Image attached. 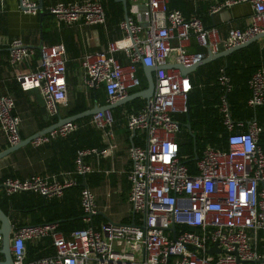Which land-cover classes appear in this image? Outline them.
<instances>
[{
	"label": "built area",
	"instance_id": "built-area-1",
	"mask_svg": "<svg viewBox=\"0 0 264 264\" xmlns=\"http://www.w3.org/2000/svg\"><path fill=\"white\" fill-rule=\"evenodd\" d=\"M5 1L0 0V16ZM168 2L128 0L127 16L117 23L118 36L107 40L102 49L84 51L79 57L76 81L80 90L101 87L104 104H112L138 87V66L154 68L151 96L139 108L121 112L125 129L139 139V144H130L126 150V201L131 223L103 221L92 225L94 194L82 187L78 205L85 226L63 235L54 222L10 223L12 264H264L260 261L264 250V71L256 69L247 81L246 105L263 107L261 123L231 118L225 99L230 88L228 79L222 73L217 76L223 91L215 104L223 128L218 135L221 140L201 148L195 172L190 174L178 156L181 127L177 117L186 113L191 83L188 74L165 67L179 64L188 68L204 58L206 50L214 54L264 32V0L212 4L211 13L243 2L250 6L245 25L229 27L224 35L215 26H204L195 14L185 17L180 10L168 8ZM36 4L35 0H17V8L33 16L39 12ZM45 10L56 27L106 23L102 0H58ZM191 41L203 51H189ZM0 47L6 48L9 66L19 70L13 75L19 90H37L46 118L56 116L66 102L64 44L41 43L35 49L12 36L0 37ZM114 122L112 109H104L85 122L67 121L32 139L29 143L38 147L87 125L108 141L105 149H76L68 171L23 178L7 175L0 182V192L5 196L32 192L61 198L65 189L91 172L84 157L112 153ZM19 125L14 96L0 94V133L7 146L19 141ZM170 225L174 227V239ZM44 241L52 253L27 259L26 243ZM212 245L216 251L207 252ZM1 260L0 255V264Z\"/></svg>",
	"mask_w": 264,
	"mask_h": 264
},
{
	"label": "crops",
	"instance_id": "crops-1",
	"mask_svg": "<svg viewBox=\"0 0 264 264\" xmlns=\"http://www.w3.org/2000/svg\"><path fill=\"white\" fill-rule=\"evenodd\" d=\"M35 1L37 2V0ZM55 1L58 0H41L42 11L47 13L45 7ZM105 1L102 0L103 6ZM169 1L185 17L195 14L204 26L217 27L221 35H224L229 27H243L250 13V6L245 2L226 6L218 12L211 13L209 12V7L223 0ZM38 25V15L33 16L22 12L17 8V0L5 1V11L0 16V37L18 36L26 45L35 46L40 41ZM41 29L44 32V38L41 40L42 43L49 44L61 41L65 46L67 54V93L66 102L63 107H66L67 104L72 102L76 88L81 89L76 81L80 55L84 51L102 49L107 40L118 36V28L109 22L107 16L104 26H89L78 22L70 26L56 27L53 17L47 13L42 17ZM188 50H197V46L193 41L189 43ZM116 57L120 61L124 60L120 54H116ZM172 65L167 64V66ZM199 67H196L188 74L194 78L197 77V68ZM16 71L18 72L19 70L10 67L7 63L6 48L0 47V94L5 92L12 94L14 92L12 82L14 81L13 75ZM71 81L75 84L71 85ZM14 93L12 94L13 96L15 95L14 112L20 118L19 135L23 139L37 131V123L47 120V118L37 90ZM118 107H115V109ZM122 110L124 109L113 111L115 122L112 127L113 138L111 141L114 144L112 153L106 152L105 154L99 153L84 157V162L92 170L85 174L81 181L83 183L85 181L84 187H88L94 194L96 213L91 218L94 216L99 217L93 218L95 223L92 225L94 226L103 221L131 223L132 220V214L126 201L129 187L126 180V172L129 168L126 150L130 144H139V139L136 135L130 134L125 129L123 119L121 118ZM80 128L83 130V133H78L76 136L69 135L66 138L52 140L38 147H33L30 143H27L0 158V182L7 175L23 178L31 174H50L68 171L72 168L73 148L77 145H90L91 148L98 150L106 148L108 138H104L99 131L96 130L95 132L93 128L90 131L87 129L90 127H86L85 125ZM6 147L8 146L0 133V151ZM61 198H58V200ZM14 216L12 214L10 217L12 222L28 223V219L25 216ZM84 224L86 225L85 222Z\"/></svg>",
	"mask_w": 264,
	"mask_h": 264
},
{
	"label": "trees",
	"instance_id": "trees-1",
	"mask_svg": "<svg viewBox=\"0 0 264 264\" xmlns=\"http://www.w3.org/2000/svg\"><path fill=\"white\" fill-rule=\"evenodd\" d=\"M174 6L175 5L171 3V1L168 2V8H175ZM127 7L128 3L126 4V10ZM104 9L109 22L113 25L117 26L118 21L123 19L120 3L114 0H106L104 2ZM41 38H44L42 29ZM263 41L264 39L253 41L231 52L225 57L214 59L200 66L197 68L198 76L195 78L188 74L191 83V90L187 94L188 122L190 131L194 137V148L197 155H199L201 148L205 144L216 145L221 140L218 135H221L223 128L219 120V115L215 109V104L219 96L223 93L221 87L217 83V76L220 73L227 77L230 86L229 91L225 94V99L231 118L243 122L255 119L258 123L262 120L263 107L251 108L246 105V99L249 94L247 81L250 75L256 69H262L264 71ZM197 50L203 51V49L199 47H197ZM136 77L138 78L139 85L130 90L129 93L145 87V77L140 66L136 69ZM12 83L14 92H22L19 90L15 81ZM73 84L75 83L71 81V85ZM81 91L83 90L75 91L72 102L67 104L62 115H60L61 108L58 110V114L53 118L38 122L37 129L40 130L52 124L56 121L58 116H71L91 107L93 103L102 105L105 103V94L101 87L88 89L83 92ZM14 92H12V94H15ZM143 103V99L137 98L122 104L116 109H112V113L114 110L118 111L120 109H125L127 111L131 109L135 110ZM113 116H115L114 113ZM88 117L89 116L75 121L85 122ZM177 118L180 122L181 130L184 132V138L179 140L178 143V156L180 162L187 168L188 172L193 174L195 172V160H193L192 151L193 143L191 136L187 133L186 129L181 126L182 123L185 122V114H180ZM85 126L89 127L87 125ZM87 129L90 131L93 130L91 127ZM94 131L96 132V130ZM78 133H83V130L79 128L71 133L70 136H76ZM83 147L87 148L91 146L82 144L74 146L73 155L76 149ZM81 180L82 177H79L77 179V184L67 188L64 191V195L59 200L56 198H46L32 192H20L10 196H5L0 192V209L8 215L10 223H12L10 218L12 214L15 215L14 217L22 215L25 216L28 219V223L31 224L54 222L57 224V229L62 232L63 235H67L71 230L81 228L85 225L82 221V212L78 205L79 190L85 185V181L83 183ZM93 218L99 217L94 216L90 218L91 224L95 223ZM25 250L27 259L52 253L51 247H49L47 241L36 244L26 243Z\"/></svg>",
	"mask_w": 264,
	"mask_h": 264
},
{
	"label": "water",
	"instance_id": "water-1",
	"mask_svg": "<svg viewBox=\"0 0 264 264\" xmlns=\"http://www.w3.org/2000/svg\"><path fill=\"white\" fill-rule=\"evenodd\" d=\"M115 2H118L121 4V8H122V12H123V19L126 18L127 16V10H126V4L128 0H114ZM36 8L39 10L38 12V21H39V25H38V33L40 36V41L38 44H36L35 46H31L35 49H38L40 44L42 43L41 40V20L42 17L47 14L46 12L42 11V2L41 0H37L36 2ZM264 38V32L262 33H258L253 35L252 37L248 38L246 41L242 42L239 45H236L234 47L228 48V49H224V50H220L214 54H211L208 50H206V55L204 58H202L199 62H197L196 64L185 68L179 64H174L171 67H174L176 69H178V71L183 74V75H187L189 72H191L192 70H194L196 67L198 66H202L214 59L217 58H221V57H225L226 55L230 54L231 52L240 49L248 44H250L253 41H257L259 39H263ZM165 67H169L167 66V64L165 65ZM141 70L144 74L145 77V87L143 89L137 90L135 92H131L128 93L127 95H125L123 98L117 100L116 102L112 103V104H104V105H97L95 103H93L91 105V107H88L87 109L71 115V116H65V117H60L58 116L56 121L53 122L52 124L44 127L43 129L37 130L35 132H33L32 134H30L29 136L23 138V139H19V141L11 146L6 147L5 149L0 151V158L4 157L5 155L13 152L14 150H16L17 148L29 143L32 139L36 138L37 136L47 133L51 130H53L54 128L58 127L59 125L67 122V121H71V120H77L80 118H84L87 116L92 115L93 113L96 112H100L104 109H113L115 107H118L128 101L140 98L143 99L144 101L147 100L153 91V81H152V72L154 70L153 67H148V66H143L141 65ZM188 107V106H187ZM187 133L191 136L192 139V151H193V160H195L197 158V154L195 152V148H194V137L190 131V126H189V122H188V111L186 110L185 113V122L182 123V125ZM169 231L172 233V239H174V227L173 225L169 226ZM9 233H10V221L8 218V215L5 214L1 209H0V235H1V244H0V255L2 257L1 263L2 264H12L11 261V255L9 252ZM212 251H216L215 250V245H212L209 249H207V252H212ZM262 263H264V250L262 253V258L260 260Z\"/></svg>",
	"mask_w": 264,
	"mask_h": 264
},
{
	"label": "rangeland",
	"instance_id": "rangeland-1",
	"mask_svg": "<svg viewBox=\"0 0 264 264\" xmlns=\"http://www.w3.org/2000/svg\"><path fill=\"white\" fill-rule=\"evenodd\" d=\"M76 90H78V91H80L78 88L76 89ZM84 91V90H83ZM83 91H81V92H83ZM63 106L64 105H62V109L60 110V115H62L63 113H64V109L66 108V107H64L63 108ZM121 106V105H120ZM184 138V132H183V130H181L180 132H179V134H178V140H182Z\"/></svg>",
	"mask_w": 264,
	"mask_h": 264
}]
</instances>
